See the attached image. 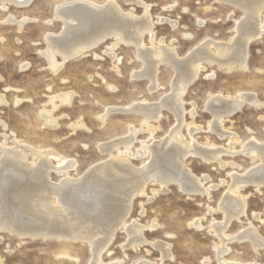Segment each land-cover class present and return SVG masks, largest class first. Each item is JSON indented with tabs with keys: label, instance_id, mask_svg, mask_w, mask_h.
<instances>
[{
	"label": "rangeland",
	"instance_id": "374dc122",
	"mask_svg": "<svg viewBox=\"0 0 264 264\" xmlns=\"http://www.w3.org/2000/svg\"><path fill=\"white\" fill-rule=\"evenodd\" d=\"M66 1L73 0H31L27 6L11 3L6 9L0 5V146L19 143L50 151L55 156L53 163L56 159L62 163L73 160L71 169L49 172L52 182L60 181L64 175L79 178L89 167L110 157L128 159L133 168H139L150 159L149 146L166 138L177 125V117L161 107L146 122L142 113L125 109L138 103H162L173 92L176 72L168 63L160 62L156 87L151 89L147 76H134L144 68L136 47L114 35L52 71L45 55V36L62 30L63 21L54 12ZM89 1L103 4L108 0ZM114 2L124 13L137 18L144 16L147 9L152 31L143 35V48L164 45L179 57L205 41H233L237 24L246 17L242 9L221 0ZM260 20L261 34L247 44L244 66L226 67L202 60L197 77L182 94L179 131L183 139L220 152L218 160L206 161L192 153L184 159L202 191L185 190L176 181L163 185L149 178L133 195L123 224L99 256L100 264H136L141 260L154 264H218L221 243L216 225L225 223V211L220 205L234 179L261 163L258 154L246 152L252 141L264 143V8ZM214 49L212 44L208 48L213 53ZM55 61L61 62L59 55ZM61 94H70L68 103L59 102ZM217 94L233 101H240L243 94H253L259 103L244 101L233 114L213 126V115L207 107ZM46 111L51 112L55 124L44 119ZM129 135L132 140L128 155L123 144L111 151L100 150ZM141 150L144 154L138 155ZM26 159L36 164L40 160L31 153ZM239 194L244 199V211L223 229L228 238L223 257L231 262L264 264V184L249 182L239 189ZM133 222L143 227L144 237V242L135 248L126 246L127 227ZM248 227L260 235L261 246L255 248L249 238H239L248 232ZM157 243L168 244L170 255L162 257ZM92 261L87 241L18 236L0 229V264Z\"/></svg>",
	"mask_w": 264,
	"mask_h": 264
},
{
	"label": "bare ground",
	"instance_id": "6f19581e",
	"mask_svg": "<svg viewBox=\"0 0 264 264\" xmlns=\"http://www.w3.org/2000/svg\"><path fill=\"white\" fill-rule=\"evenodd\" d=\"M30 1L0 0V5L2 9H6L11 3L24 7ZM125 1L139 3V0ZM221 1L239 7L246 16L237 24L236 38L227 43L205 41L185 57H179L173 49L164 45L143 48V35L152 31L147 9L144 16L137 18L131 13H124L114 0L103 4L89 0H73L56 7L54 16L63 21V28L57 34L49 33L45 36V55L52 71H56L65 61L89 50L107 36H117L119 40L136 47L144 68L134 73V76H147L152 82L151 89L156 87L155 75L160 62L168 63L176 72L172 81L173 92L166 96L162 103H138L125 110L142 113L148 122L161 107H166L174 113L178 123L165 139L149 146L150 159L139 168H133L128 159L120 156L110 157L89 167L79 178L64 175L57 182L50 180L49 172L69 170L74 165L73 160L62 163L56 159L57 162L53 163L51 159L55 156L50 151L36 150L19 143L7 148L0 146L3 152V157L0 158V229L18 236L87 241L93 255L91 264H100L99 256L112 240L116 229L123 224L133 195L140 192L149 178L163 185L176 181L185 190L202 191L198 180L184 165V159L192 153L199 154L206 161L218 160L220 152L201 148L183 139L179 131L183 120L182 94L188 84L197 77L202 60L215 61L226 67L236 64L244 66L247 60V44L262 31L260 13L264 8V0ZM18 23L21 24L20 21ZM211 44L215 47L214 53L208 50ZM57 55L60 56L61 62L55 61ZM58 99L60 103H68L70 94H61ZM211 101L207 108L212 112L213 126L233 114L244 101L252 105L259 103L253 94L241 95L240 101L217 94ZM2 102L3 98L0 96V103ZM51 102L53 104L54 100ZM53 107L55 108L54 104ZM43 117L47 123L55 124L51 112H44ZM131 140L132 135H129L123 140L101 146L100 150L111 151L123 144L128 155ZM255 141L245 148L247 153L253 151L258 154L260 165L245 175L236 177L220 205L225 211V223L216 225L221 243L217 254L218 264H244L224 259V245L228 238L223 229L229 220L244 211V199L239 194V189L249 182L257 186L264 184V143ZM144 152L141 150L138 155H143ZM28 153L40 158L39 162L36 164L27 160ZM195 224L198 225V222ZM142 230L143 227L135 222L128 225L126 246L135 248L143 243ZM239 238H249L255 248L263 243L260 235L252 228ZM157 246L162 257L170 255L168 244L157 243ZM110 264L120 263L114 261ZM136 264L154 263L141 260Z\"/></svg>",
	"mask_w": 264,
	"mask_h": 264
}]
</instances>
